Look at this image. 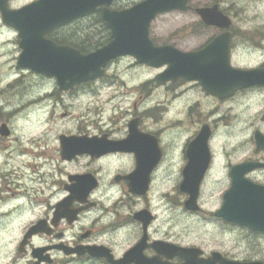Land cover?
I'll list each match as a JSON object with an SVG mask.
<instances>
[{"label":"flooded vegetation","instance_id":"af4514ba","mask_svg":"<svg viewBox=\"0 0 264 264\" xmlns=\"http://www.w3.org/2000/svg\"><path fill=\"white\" fill-rule=\"evenodd\" d=\"M13 2L6 0V8L21 7H13ZM98 12L95 10L68 25L54 28L44 38L56 46L90 52L96 45V28H91L94 33L89 38L82 34L86 28L77 24L85 26L87 21L94 24L92 20ZM0 23L1 28L16 34L2 22L1 11ZM209 30L212 36L207 38V43L225 32L216 28ZM229 31L231 54L234 41L241 34L232 28ZM263 41L257 45L263 61L249 68L264 69ZM13 48L16 62L17 34ZM39 77L43 89L54 84L53 89L36 91L38 96L24 110L52 105L46 113L42 110L28 115L27 121L46 116L45 124L17 123L21 105L15 106L10 93L0 91V264H264L260 254L248 256L239 239L227 243L221 237L217 241L213 239L215 231L224 235L242 231L247 237L264 238V232L215 216L232 186V168L245 162L264 163V158L227 162V186L214 209L198 203L194 206L196 210H191L185 204L184 194L182 203L173 204V129L162 131L161 125L145 123L146 119L137 114L121 127L90 123L93 120L84 118L76 122L78 117L74 118L75 123L67 125L51 122L56 106H64V97L75 99L85 91L97 95L104 85L113 84L119 77H98L68 91L60 90L56 77ZM98 82L103 85H96ZM158 83L170 92L173 86H186V91L196 88L218 102L240 93L219 100L195 82L178 79ZM143 88L144 85L140 90ZM115 94L114 97L119 96L116 91ZM142 98L138 97V103ZM138 103H133V111L137 110ZM86 112L91 113L90 109ZM59 117L63 120L69 114L64 112ZM42 125L47 129L43 133L36 129ZM200 129L191 131V137L181 147L178 173L181 180L189 162L188 148L195 144ZM85 142L99 146L119 143L121 147L82 154L80 147ZM190 151L196 153V146ZM263 152L255 150L257 155ZM210 168L211 164L203 181ZM258 171L261 173L264 168L250 171L245 177L264 187V180L256 176Z\"/></svg>","mask_w":264,"mask_h":264},{"label":"rangeland","instance_id":"374dc122","mask_svg":"<svg viewBox=\"0 0 264 264\" xmlns=\"http://www.w3.org/2000/svg\"><path fill=\"white\" fill-rule=\"evenodd\" d=\"M33 0H14L12 6L19 7ZM141 0H117L115 8H128ZM215 1V2H214ZM217 4L224 14L232 21V28L241 36L234 41L230 54L231 64L234 67L249 68L259 65L263 61L262 54L257 51V45L264 40V1L251 0H191L192 9L203 8ZM97 15L92 24H77L86 28L84 36H92L96 28L97 41L103 40L105 35ZM199 17L193 10L187 12H170L157 17L150 26V38L158 46L172 45L182 52H192L202 48L212 31L206 30L200 23ZM93 28V29H91ZM90 38V37H89ZM264 42V41H263ZM16 43V34L12 30L1 28L0 23V91L10 93L11 100L19 107L17 123L45 124V118L28 120L31 112L48 111L50 106L43 109L27 108L32 98L38 96L36 91H52L54 84L43 89L39 75L31 71L20 70L13 58V44ZM15 56V52H14ZM18 57V56H17ZM16 57V58H17ZM164 68H150L137 64L132 58L124 57L113 62L107 69L110 76L119 77L113 84L104 85L97 95L85 91L77 98L64 97V106L57 105L53 120L56 124L75 123L74 118L93 120L90 123L112 124L121 127L133 114L141 115L145 123L161 125L162 131L173 129V204L182 203L178 185L181 177L178 175L181 168V147L191 137L192 132L200 129L206 122L212 136L209 148L213 155L211 168L203 181L199 203L214 209L221 202V195L225 191L227 181L225 166L228 161L246 160L249 158H264L263 154L255 153L253 135L256 130L264 134V122L260 117L264 111V89H249L234 97L218 102L206 97L199 89L186 91V86H173V92L167 90L154 79ZM16 81V82H14ZM96 85H103L98 82ZM144 88L140 90V87ZM95 89V86H92ZM92 90V89H88ZM115 91L119 96L114 97ZM30 93V94H29ZM142 101L138 103V97ZM114 97V98H113ZM138 103L133 111V103ZM90 109L91 113L86 112ZM151 109L152 112H150ZM67 112L69 117L61 119L60 114ZM78 115V116H77ZM44 125L36 128L40 132L47 129ZM173 126V127H171ZM115 128V127H114ZM192 131V132H191ZM172 133H170L171 138ZM27 145V143H24ZM257 173V178L264 180V171ZM210 232H213L209 228ZM213 238L222 239L226 243L239 239L243 251L248 256L260 254L264 258V238L247 237L242 231H235L232 235H224L215 231ZM217 241V240H216Z\"/></svg>","mask_w":264,"mask_h":264},{"label":"water","instance_id":"95a60500","mask_svg":"<svg viewBox=\"0 0 264 264\" xmlns=\"http://www.w3.org/2000/svg\"><path fill=\"white\" fill-rule=\"evenodd\" d=\"M114 0H38L19 10L6 8V0H0L3 22L18 32L21 54L19 68H29L49 77H56L61 90L106 75L107 64L122 56H132L139 63L153 68L167 66L157 76L161 82L183 78L198 81L210 94L224 99L233 93L254 86L264 87V69L238 70L229 64L228 32L216 37L203 49L183 53L173 46H154L149 39V27L157 15L170 11H187L189 0H144L125 10H110ZM102 7L101 19L111 32V42L87 55L70 47L56 46L45 40L49 30L64 25L96 8ZM201 20L209 26L228 28L229 19L217 6L196 9ZM261 120L264 121V112ZM210 130L204 125L188 148L189 162L183 170L180 191L189 195L185 204L195 209L199 185L210 163L207 141ZM257 149H264V135L255 132ZM196 146V153L190 151ZM119 143L109 146L81 144L82 154L120 148ZM264 168V164L247 162L231 170L232 186L224 196V205L215 214L228 221L264 232V187L244 178L252 170ZM240 264V263H226ZM262 264V263H246Z\"/></svg>","mask_w":264,"mask_h":264},{"label":"trees","instance_id":"16d2710c","mask_svg":"<svg viewBox=\"0 0 264 264\" xmlns=\"http://www.w3.org/2000/svg\"><path fill=\"white\" fill-rule=\"evenodd\" d=\"M98 21H99L100 24L102 25V29H106L105 26L103 25V23L101 22V20L98 19ZM201 25H202V24H201ZM202 26H203V25H202ZM105 38H107V33L104 35L103 39L105 40ZM104 43H105V41H103V40L101 39V41H98L97 44H96L94 47H97V48H98V47L102 46Z\"/></svg>","mask_w":264,"mask_h":264}]
</instances>
